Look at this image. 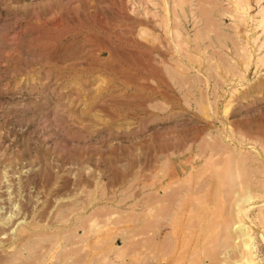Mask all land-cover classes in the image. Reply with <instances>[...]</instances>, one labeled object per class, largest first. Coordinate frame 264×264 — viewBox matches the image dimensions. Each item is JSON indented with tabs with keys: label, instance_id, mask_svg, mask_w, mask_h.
Masks as SVG:
<instances>
[{
	"label": "rangeland",
	"instance_id": "rangeland-1",
	"mask_svg": "<svg viewBox=\"0 0 264 264\" xmlns=\"http://www.w3.org/2000/svg\"><path fill=\"white\" fill-rule=\"evenodd\" d=\"M236 261L264 264V0H0V264Z\"/></svg>",
	"mask_w": 264,
	"mask_h": 264
},
{
	"label": "bare ground",
	"instance_id": "bare-ground-1",
	"mask_svg": "<svg viewBox=\"0 0 264 264\" xmlns=\"http://www.w3.org/2000/svg\"><path fill=\"white\" fill-rule=\"evenodd\" d=\"M211 2V1H210ZM214 2V1H213ZM212 3V2H211ZM215 3V2H214ZM167 6V5H166ZM242 201V200H241ZM241 201H239V203L241 202ZM244 202V201H243ZM242 231V230H241ZM241 236H244V233H241ZM246 246V245H245ZM244 247V246H243ZM246 248V247H245ZM233 264H240L239 262H235V263H233Z\"/></svg>",
	"mask_w": 264,
	"mask_h": 264
}]
</instances>
